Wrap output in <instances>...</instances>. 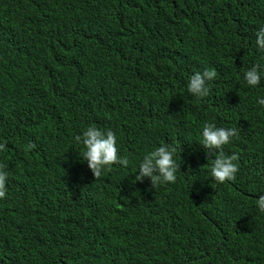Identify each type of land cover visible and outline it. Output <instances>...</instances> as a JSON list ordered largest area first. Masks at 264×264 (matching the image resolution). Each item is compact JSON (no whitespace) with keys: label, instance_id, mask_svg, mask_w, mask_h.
<instances>
[{"label":"trees","instance_id":"trees-1","mask_svg":"<svg viewBox=\"0 0 264 264\" xmlns=\"http://www.w3.org/2000/svg\"><path fill=\"white\" fill-rule=\"evenodd\" d=\"M261 25L264 0H0V264H264V76L243 80L264 65ZM206 121L236 131L235 179L214 189ZM88 126L128 165L95 177ZM162 144L176 180H136Z\"/></svg>","mask_w":264,"mask_h":264},{"label":"clouds","instance_id":"clouds-1","mask_svg":"<svg viewBox=\"0 0 264 264\" xmlns=\"http://www.w3.org/2000/svg\"><path fill=\"white\" fill-rule=\"evenodd\" d=\"M255 45L258 51L264 52V25H261L255 33ZM261 66L264 65L257 64L251 69H243V80L247 85L256 87L260 84V78L264 76V71L258 70ZM216 75V71L211 68H205L202 74L195 72L187 79L186 91L193 94L197 100L208 96L209 88L206 81H211ZM256 103L264 106V96L257 97ZM235 134V129L218 127L213 122L206 121L201 127L199 144L206 150L216 149L218 153L210 165L209 182L213 189L217 186V182L223 183L225 180L235 179L238 171L235 163L237 156L235 153L225 155L222 151V146L229 144ZM76 140L82 143L83 161L87 163L95 177H99L107 166L119 164L125 167L129 163L126 158L117 155L116 136L111 130L101 131L95 126H88L81 135L76 137ZM175 154V146L167 144L147 151L138 164L135 179L141 180L143 177H148L152 186L174 182L179 169V164L174 158ZM6 180L7 172L0 168V198L6 194ZM256 207L260 212H264V194L258 196Z\"/></svg>","mask_w":264,"mask_h":264},{"label":"bare ground","instance_id":"bare-ground-1","mask_svg":"<svg viewBox=\"0 0 264 264\" xmlns=\"http://www.w3.org/2000/svg\"><path fill=\"white\" fill-rule=\"evenodd\" d=\"M216 86V85H215Z\"/></svg>","mask_w":264,"mask_h":264}]
</instances>
